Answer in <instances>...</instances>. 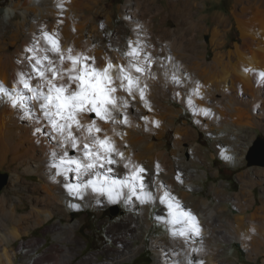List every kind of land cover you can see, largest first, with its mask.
Masks as SVG:
<instances>
[{
	"label": "bare ground",
	"instance_id": "6f19581e",
	"mask_svg": "<svg viewBox=\"0 0 264 264\" xmlns=\"http://www.w3.org/2000/svg\"><path fill=\"white\" fill-rule=\"evenodd\" d=\"M180 1L193 16L197 11L192 4L193 0ZM99 2L100 0H10L8 10L13 13L11 18L16 19V23L11 30L0 23V84L11 89L18 72L31 71L25 57L32 53L25 49L32 47L43 31L58 36L64 50L72 47L74 52H87L94 56L98 68H103L107 59L113 64H127L129 58L125 57L121 47L109 49L101 37L88 34L87 28L93 16L90 12ZM141 3V0H125L119 6L127 27L118 28L114 39L118 46L122 45L125 33L129 32V41H139L144 53L151 55V66L148 67L145 62L146 71L139 81V87L144 90V100L140 99L138 91L134 93L133 99L126 92L118 90L116 95L126 98L129 103L126 110L128 123L113 125L97 119V125L103 129L101 138L104 134L112 137L116 148L125 157L121 160L116 156L117 162L112 165L114 171L105 173L101 169L98 179L102 183L107 175L109 181L124 180L129 176L133 165H138L145 169L141 174L146 185L144 192L150 193L151 199H147L145 203L137 199V196H142L139 182L136 187L137 195L131 199L128 188H124L119 196L113 193L111 199L107 193L93 192L91 187H81L82 199L70 195L65 188L66 183L76 185L90 177L82 176L78 181L74 172L57 175L56 169L51 167L52 154H62L65 148L43 120L38 104L32 102V115L29 116L25 109L13 107L8 97H0V161L10 159L16 167L22 166L25 173L38 174L50 189L45 200L53 205H34L27 216H16V206H11V219L18 217L16 224L6 233L0 232V237L4 241L18 238L21 231L17 224L21 219L35 216L31 224H40L53 216L56 204L68 212L88 211L92 207L101 212L106 206L123 201L129 208H135L139 217L136 218L131 213L119 222H110L107 233L115 246H108L103 250L102 259L100 252L96 251L81 259L79 264H88L87 261L95 264H122L135 258L147 246L146 234L152 224L149 212L155 205L159 206L155 219L163 222L167 230L162 236L149 240L154 253L153 264H230V260L223 257L226 249L222 241L232 240L238 241L249 255L258 254V244H264V188H261L258 196H255L253 189L256 185H262L264 169L248 168L241 175L239 191L228 192L223 184H219L211 187L214 192L212 199L209 195H202L199 201H195L191 197L194 186L190 183L197 174L190 168L205 153L197 146L186 156L184 143L190 134L186 127L176 129L171 151L167 150L168 142H163L162 139L169 126L179 117L173 107H168L167 100L172 99L183 103L202 129L214 131L211 149L222 156L226 164L233 168L242 166L243 159L237 155L243 143L241 130L252 127L257 122L261 123L264 119V79L259 75L264 73V0H235L237 9L234 14L241 43L235 44L232 50H222L225 45L222 32L214 25L210 43L215 51L211 59H208L207 52L199 51L193 46L192 34L181 30L182 25L190 28L195 26L192 19L180 17L182 4L178 5L176 0H159L156 11L160 15V23L166 28H162L158 35L157 46L151 27L153 15H144ZM170 18L177 23L176 31L166 25ZM215 21H220L218 15L213 16L212 22ZM40 44L45 46V41L41 39ZM38 54L43 55L42 52ZM140 59L143 60V55ZM173 75L180 80L179 84L173 81ZM38 82L36 79L32 81L33 84ZM116 83L119 87V81ZM197 85L199 95L193 93ZM189 98L192 100L191 105L188 103ZM145 101L151 110L145 106ZM141 117H147V120ZM84 122H91L89 114H85ZM154 122H158V126ZM113 128L119 135L114 134ZM67 150L70 155H80L79 152L73 153L70 145ZM225 156L229 159H225ZM126 163L129 168L124 167ZM53 187L55 192L51 191ZM228 200L239 211L234 216L228 214L226 205H222L223 201ZM43 204L46 205L45 201ZM185 212H191L196 217L200 229L198 236L194 232L184 237L171 234V230L185 227L181 223H170L174 219H185ZM79 225L80 220H76L71 224L66 223L63 228L71 237L74 228ZM137 240L141 243L136 242ZM78 244L82 247L86 241L79 238ZM64 252L62 264H66L68 259L65 258L77 255V252L69 248H65ZM14 253L21 255V249L14 252L3 247L0 249V261L11 264ZM23 253L33 254L24 264H38L40 261V253H34V246L23 245ZM48 254L46 253L47 257Z\"/></svg>",
	"mask_w": 264,
	"mask_h": 264
},
{
	"label": "rangeland",
	"instance_id": "374dc122",
	"mask_svg": "<svg viewBox=\"0 0 264 264\" xmlns=\"http://www.w3.org/2000/svg\"><path fill=\"white\" fill-rule=\"evenodd\" d=\"M124 1L125 0H100L92 12H90L91 16H95L96 14L98 16L97 18L91 17L92 22L89 23L87 30L89 35H98L101 37L102 40L106 42L109 49L116 50L121 47L124 52H127L129 50V32L125 33L122 45L118 46L114 39V34L118 28L127 27L119 9V6L123 4ZM141 1L142 10L144 8V15H153L151 27L154 33V43L159 46L158 35L162 32V28H166L160 23V15H158L156 11L158 9L159 0ZM176 1L178 5L182 4L180 0ZM162 2H164V0H162ZM9 3L10 0H0V23L8 26V30H11L15 26L16 19L11 18L13 13L8 10ZM192 4L195 6L194 9L197 10L194 12V15L191 16L192 14L190 15L182 4L183 11H181L180 17L192 19L195 22V26L190 28L186 25H182L181 30L185 31L186 34H192L194 36L193 46L199 51L207 52L208 59H211L215 51L210 43V36L214 25H217L222 32V38L225 42L222 50H232L235 44L241 43L234 14L235 9H237L235 0H193ZM214 15H218L220 21L212 22ZM93 18H95V20H93ZM166 25L172 31H176L177 29V23L173 18L168 19ZM96 27H98V30ZM167 101L168 107H173V110H175L176 114L179 116L175 123L169 126L166 131V136L162 139L163 142H168L169 144L167 150L171 151L172 149V144L176 137V129L186 127L190 130V134L184 143L187 151L186 156L189 151L197 146L205 153L201 156L200 161L198 163H193L190 168L197 174V177L190 183L191 186H194L191 197L195 201H199L202 195H209L210 199H212L214 192L211 187H216L219 184H223L228 192L239 191L242 184L240 179L241 175H243L248 168L252 167L255 170L264 169V163L262 165L250 164L246 159L254 141L256 139L264 141V124H262L264 119L261 123L257 122V125L254 124L252 127L242 128L241 142L243 143H241L237 155L242 157L244 163L238 168H233L224 162L222 156L211 149L213 141L212 133L214 131L202 129L198 123L194 121L193 114L185 108L183 103L173 101L172 99H168ZM186 120H188V123H185ZM0 174L7 175V181L0 189V232L2 234L6 233L13 224H16V219L18 218L11 219V206H16V216H27L33 209V206L37 204L38 206H53L50 205V202L45 200V195L50 189L38 174L33 175L25 173L22 166L16 167V164L12 163L10 159L0 161ZM261 188H264V181L262 185H256L254 187L253 192L255 196L260 194V191H262ZM51 191L55 192L56 189L53 187ZM44 201L46 205L43 204ZM222 205L227 206V212L232 216L239 212L238 209L233 206L231 200L223 201ZM257 205H259V203ZM55 206L56 209H53V216L46 221H42L40 224H31L35 216L21 219V222L17 224L21 231V235L9 241H4V238L0 237V249L6 246L14 252H17L20 251V249H17V246L21 239L41 238L44 243L42 249H45L46 253H49L48 259L53 264H62V259L64 258L62 255L65 253V248L77 252L76 256L65 258L66 260L68 259L66 264H79L81 259L86 257L89 253L96 251L100 252V259H102L103 250L108 246H115L112 238L107 233L109 223L119 222L122 218L129 216L131 213L136 218L139 217L138 211L135 208H129L123 201L119 204L106 206L101 209V212H98V209L95 207H92L88 211L68 212L62 210L59 204ZM158 210L159 206L155 205L149 212V219L152 224L149 225L146 234L147 246H145L135 258L124 261L122 264H153L154 253L150 248L149 240L152 237L162 236L167 230L163 222L155 219V213H157ZM76 220H80V225L74 228L73 236L69 237V232L63 228V226L66 225V223L71 224ZM103 220H105V222H102ZM79 238L86 241V244L82 247L78 244ZM136 242H139V244L141 243L138 240ZM222 243L226 249L223 257L229 259L230 264H262L264 244H258V249L260 251L258 254L249 255L236 240H232L231 242L222 241ZM14 255L15 257L11 264H17L16 257L21 256L19 253H14ZM24 263L25 261L21 264ZM86 263L95 264V262L91 261H87ZM0 264L5 263L0 261Z\"/></svg>",
	"mask_w": 264,
	"mask_h": 264
},
{
	"label": "snow or ice",
	"instance_id": "6c2138e0",
	"mask_svg": "<svg viewBox=\"0 0 264 264\" xmlns=\"http://www.w3.org/2000/svg\"><path fill=\"white\" fill-rule=\"evenodd\" d=\"M41 39L45 41L43 47L40 44ZM128 48L129 51L124 53L125 57L129 58L127 64H113L110 59H107L105 66L98 68L94 56L88 55L87 52H74L72 47L64 50L60 46L58 36L43 31L33 46L25 49L26 52L32 53L25 57L31 71L18 72L17 80L14 81L11 89L0 84V97H8L13 107L25 109L27 115H32V102L35 101L38 104L43 120L47 122L51 132L59 138V143L65 148L62 154H52L51 167L56 169V174L74 172L78 181L82 176L90 177L76 185L65 184L70 195L81 199L83 198L80 194L81 187L85 189L91 187L93 192L100 194L107 193L109 199L112 198L113 193L119 196L124 188H128L129 199H131L132 196L137 195V182L142 193V196H137V199L141 203L151 199L150 193L144 192L146 185L143 183L141 174L145 172V169L138 165H133L129 170V176L124 180L109 181L107 175L102 183L98 179L101 176V169L105 173L114 171L112 165L117 162L116 156H119L121 160L125 157L124 153L116 148L112 137L104 134L101 138L100 133L103 129L97 125V119L113 125L128 123L126 110L129 103L126 98L116 95L118 90L126 92L133 99L134 93L138 91L140 99L144 100V90L139 87V81L140 76L146 71L145 62L148 67L151 66V55L144 53L139 41L135 43L129 41ZM41 52L43 55L38 54ZM142 55L143 60L140 59ZM114 72L116 75H113ZM137 73L140 75H135ZM259 75L264 79V73ZM33 79L39 82L33 84ZM172 79L175 83H180L175 75ZM117 81H119V87H117ZM198 89L199 85L193 90L195 95H199ZM188 103L192 104L191 98ZM145 106L151 110L146 101ZM85 114L91 116L90 123L84 122ZM207 114L205 111V115ZM141 118L147 120V117ZM154 123L158 126V122ZM113 132L119 135L115 133V128ZM69 145L73 153L79 152L80 155H70L67 150ZM224 158L229 159L227 156ZM124 167L129 168V164L126 163ZM70 206L77 207V205ZM183 216L185 217L183 220L170 221L173 224L185 225L179 230H171V234L184 237L194 232L198 236L200 229L196 217L191 212H185Z\"/></svg>",
	"mask_w": 264,
	"mask_h": 264
},
{
	"label": "built area",
	"instance_id": "2783aa9c",
	"mask_svg": "<svg viewBox=\"0 0 264 264\" xmlns=\"http://www.w3.org/2000/svg\"><path fill=\"white\" fill-rule=\"evenodd\" d=\"M43 240L41 238H29V239H21L19 241V244L17 246V249H21V256L16 257L17 264H21L27 259H30L33 257V254H25L23 253V245H32L34 246V253H40V261H38V264H53L48 257L46 256L45 249H42L43 247Z\"/></svg>",
	"mask_w": 264,
	"mask_h": 264
},
{
	"label": "water",
	"instance_id": "95a60500",
	"mask_svg": "<svg viewBox=\"0 0 264 264\" xmlns=\"http://www.w3.org/2000/svg\"><path fill=\"white\" fill-rule=\"evenodd\" d=\"M247 160L249 163L260 164L264 163V141L261 139H256L250 148L247 155ZM7 181L6 174H0V189Z\"/></svg>",
	"mask_w": 264,
	"mask_h": 264
}]
</instances>
